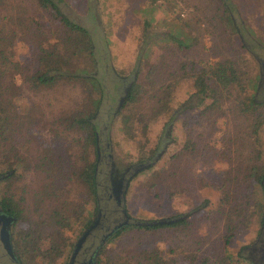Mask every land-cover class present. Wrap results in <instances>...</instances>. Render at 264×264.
Instances as JSON below:
<instances>
[{"label": "rangeland", "instance_id": "obj_1", "mask_svg": "<svg viewBox=\"0 0 264 264\" xmlns=\"http://www.w3.org/2000/svg\"><path fill=\"white\" fill-rule=\"evenodd\" d=\"M66 2L92 41L36 0H0L7 55L0 56V197L17 204L20 263L69 264L85 223L97 215L96 194L83 180L96 144L88 145L77 122L87 118L111 120L114 178L120 184L123 176V214L136 222L108 236L99 264H192L193 257L196 264H256L243 248L264 225V123L253 137L247 105L255 99L264 107V0ZM175 29L187 46L169 39ZM225 60L239 80L224 87L211 79L201 102L197 79ZM44 73L56 76L52 85L33 82ZM135 73L129 101L119 91ZM107 210L104 224L113 226L119 214ZM182 216L187 222L175 227L138 226Z\"/></svg>", "mask_w": 264, "mask_h": 264}, {"label": "flooded vegetation", "instance_id": "obj_2", "mask_svg": "<svg viewBox=\"0 0 264 264\" xmlns=\"http://www.w3.org/2000/svg\"><path fill=\"white\" fill-rule=\"evenodd\" d=\"M107 52V51H106ZM104 57L107 59L109 58V55H104ZM108 62L104 65V70L108 73L110 72V64L109 59ZM100 62L102 63V59L98 60V64L100 66ZM262 69H261V75L260 80L258 84V90L263 89L264 90V62H261ZM137 76L135 73V76H133L131 79L124 80L122 83L121 90L119 91L121 94H125L127 97L128 94L131 92V88L134 85V79ZM117 79H114V83H118V75H116ZM99 78V77H98ZM112 83V82H111ZM113 83V84H114ZM123 90V91H122ZM118 104L114 102V107L112 111V117L117 109ZM100 115V110H97V112L94 115V119H97ZM91 120L92 124L96 127L97 131V145H96V153H97V172H96V201H97V215H95V218L91 219V222L87 227H85L84 233H83V240L82 244L77 246L78 242L75 244V247L72 249L73 253L71 256V259L69 261V264H99L98 263V255H99V249L103 244L104 239L106 236L109 235V233L112 231L115 225H118L120 222L124 220V201L121 200V196L119 194V185L122 184L123 176H121L120 184L115 180L114 176L116 174V164L114 163V157L112 152V144L109 136L110 131V124L105 120V122H100ZM102 133H105L107 138L106 140L102 141ZM123 173V172H122ZM1 175V174H0ZM128 177L126 176L125 181ZM119 184V185H118ZM118 186V187H117ZM121 200V201H120ZM111 205L114 209V212H117L119 215L115 220L113 226H108L104 224V221L106 217L108 218L109 212L107 210V206ZM113 212V211H112ZM112 212H110L112 214ZM113 212V213H114ZM123 218V219H122ZM16 223V215L15 212L10 210L7 205L3 202V198L0 197V250L3 251V257H5V262H0V264H15L14 260L9 255L8 251L4 247V239L7 238L12 241V246H14L13 243V227ZM136 222H133L130 220L128 224L123 225L121 228H125L129 226L130 224H133ZM117 228L116 231H119ZM89 229V232H88ZM99 229L101 232H97ZM87 231V232H86ZM115 231V232H116ZM6 234V235H5ZM5 235V237H4ZM82 236L80 238H82ZM77 246V247H76ZM15 246L13 247V249ZM247 251L250 255L253 261L257 263L264 262V225L261 228L257 240L254 244L247 246L243 248V252ZM247 253V256L249 257V254Z\"/></svg>", "mask_w": 264, "mask_h": 264}, {"label": "trees", "instance_id": "obj_3", "mask_svg": "<svg viewBox=\"0 0 264 264\" xmlns=\"http://www.w3.org/2000/svg\"><path fill=\"white\" fill-rule=\"evenodd\" d=\"M36 1L40 7L48 10L50 12V14L53 15L56 20L64 23L67 27H69L72 30V32L74 33V35L77 34V36H78L79 34L83 33L85 35H88L89 39H91V41H92V38L89 35L90 32H88V29H86V27L80 25L78 22L73 20L71 18V16L67 13L66 8H65L67 5L66 0H36ZM223 6H224V11H225V14L227 15V17L232 19L230 17V9H231L230 5L226 2H224ZM145 23L148 26L151 25L150 20H146ZM177 32L178 31L176 29L174 30L173 33L170 32L171 37L169 39L175 41L179 45H182L183 42H185V41H183L178 36ZM237 34H238V32H237ZM185 45L187 46L186 42H185ZM5 52H6L5 49L0 47V56L6 58L7 55L5 56ZM9 55H11V54H9ZM55 78H56L55 75L44 73V74L39 75V77H37V78H33V82L38 86L39 85H52L55 82ZM211 79H213L214 82H216V83L222 84L224 87H228L234 81L239 80L238 70L234 66V63H232L230 61H226V60L223 62H218L214 65L208 66L207 71H204V74L200 75V77L196 81V87L198 88L197 92H198L199 96L201 95V102H203L204 98L211 95V93H209V91L211 89V85H212ZM141 86L142 85L138 86V90H141ZM134 91L135 90H132L128 94L127 100L130 101V100L135 99V92ZM202 97H204V98H202ZM247 107H248V111L251 114V118H254V120H255V123H252V125H251V134L253 137H257L261 128H262V125L264 123V107H263V104H260L255 99H249ZM185 109H186V107H185ZM176 115L175 116L173 115L172 117L175 118ZM77 122L80 125V127L85 129L88 133V136H87L88 145L90 146L92 143L94 145L95 144L97 145V131H96V127L92 124L91 119L80 118V119H78ZM257 156L258 157L260 156V151L257 152ZM97 163H98L97 160L91 161V160L87 159L86 165H85V168L83 171V180L89 185V187L91 188V190L95 194L97 192V189H96ZM15 171H16V169H13L12 173H10L8 175V177L12 176V174H14ZM229 197L231 198V196H229ZM3 202L7 205V207L10 210L14 211L15 215L17 216V214H18L17 204L11 198H9L7 196L3 197ZM180 220L175 221V222H165L161 225L164 227H168V226L169 227H175L177 225L185 224L187 222V220H185V219H180ZM90 222H91V219H89L85 223V225H86L85 227H87ZM156 225H159V224H152V223L138 224V226L148 227V228H154ZM230 231H231V233L228 234L229 237H231L234 233V231L232 229H230ZM116 232H117L116 236H120L123 233V229L122 230L119 229V231H116ZM240 258L245 259V256L242 253H240ZM196 261H197L196 257H193L191 260L192 264H196ZM200 261L203 264H207L206 259H200Z\"/></svg>", "mask_w": 264, "mask_h": 264}, {"label": "water", "instance_id": "obj_4", "mask_svg": "<svg viewBox=\"0 0 264 264\" xmlns=\"http://www.w3.org/2000/svg\"><path fill=\"white\" fill-rule=\"evenodd\" d=\"M162 154H163V152L160 153V154L156 157L155 160L157 161V160L159 159V157H160ZM149 166H150V165H144V166H142L141 168H144V167L147 168V167H149ZM141 168H140V169H141ZM137 169H138V168H137ZM137 169L135 170L134 174L137 172ZM138 170H139V169H138ZM0 180H1V179H0ZM123 218H124V220H123L122 222H120L118 225H115L114 228L112 229V231L109 233L108 236H111L112 234H114L117 228H121L123 225L128 224V223L130 222V220H128V218L126 219L125 216H124ZM182 218H185V216L178 217V218H174V219H160V220H156V221L153 222L152 224H163V223H165V222H175V221H178V220H180V219H182ZM86 232H87V231H86ZM88 232H89V229H88ZM5 235H6V234H5ZM5 235H4V237H5ZM108 236H106V238L104 239L103 243H105V241H106V239L108 238ZM82 240H83V236H82V238H80V240H79L77 246L80 245V243L82 244ZM3 243H4V247H5L6 250L8 251L9 255L11 256V258L14 260V262H16L15 264H21L20 261H19V259H18V258L16 257V255H15V251H14L13 246H12V241L9 240V239H7V238H5ZM77 246H76V247H77ZM72 256H73V255H72Z\"/></svg>", "mask_w": 264, "mask_h": 264}]
</instances>
